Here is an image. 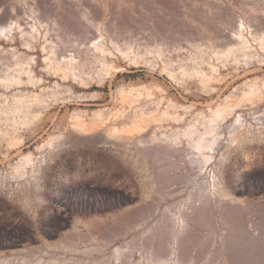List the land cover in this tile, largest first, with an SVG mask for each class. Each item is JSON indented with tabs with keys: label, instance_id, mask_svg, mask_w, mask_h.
I'll list each match as a JSON object with an SVG mask.
<instances>
[{
	"label": "rangeland",
	"instance_id": "obj_1",
	"mask_svg": "<svg viewBox=\"0 0 264 264\" xmlns=\"http://www.w3.org/2000/svg\"><path fill=\"white\" fill-rule=\"evenodd\" d=\"M0 264H264V0H0Z\"/></svg>",
	"mask_w": 264,
	"mask_h": 264
},
{
	"label": "bare ground",
	"instance_id": "obj_2",
	"mask_svg": "<svg viewBox=\"0 0 264 264\" xmlns=\"http://www.w3.org/2000/svg\"><path fill=\"white\" fill-rule=\"evenodd\" d=\"M214 141V140H213ZM213 141H211L212 143H213ZM215 142V141H214ZM215 144V143H214ZM211 145V144H210ZM209 145V147L207 146V147H205L204 145H202L200 142L197 144V147H196V149H198L197 150V152L198 151H200V154H204V151L206 150H209V149H213V147L214 146H210ZM213 150H211V152H212ZM199 153V152H198ZM212 158H213V156H204V158H203V160H202V162L200 163V167H201V170H204L203 168L205 167V166H207L209 163H211L212 161ZM198 184V183H197ZM205 184V183H204ZM203 185V184H202ZM213 188V187H212Z\"/></svg>",
	"mask_w": 264,
	"mask_h": 264
}]
</instances>
